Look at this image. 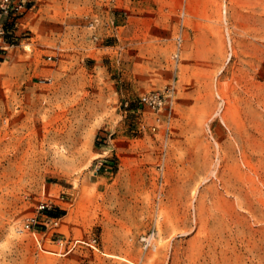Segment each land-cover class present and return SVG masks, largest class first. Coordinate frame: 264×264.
<instances>
[{
  "label": "rangeland",
  "instance_id": "374dc122",
  "mask_svg": "<svg viewBox=\"0 0 264 264\" xmlns=\"http://www.w3.org/2000/svg\"><path fill=\"white\" fill-rule=\"evenodd\" d=\"M7 23L0 264H264V0H29Z\"/></svg>",
  "mask_w": 264,
  "mask_h": 264
},
{
  "label": "built area",
  "instance_id": "2783aa9c",
  "mask_svg": "<svg viewBox=\"0 0 264 264\" xmlns=\"http://www.w3.org/2000/svg\"><path fill=\"white\" fill-rule=\"evenodd\" d=\"M29 0H0V61L9 47L14 45L6 39L8 33H12V29L4 25V22L17 20L18 17L27 9ZM173 88L171 86L164 87L151 95L145 97L147 105L153 109L161 110L167 107L172 101ZM159 119V118H158ZM155 129V126L153 127ZM54 208V203L51 200H41L37 205V212L30 215L24 223V227L33 233L38 232V227L41 223L46 226L50 221L53 226L58 225L60 217L50 216L48 212Z\"/></svg>",
  "mask_w": 264,
  "mask_h": 264
},
{
  "label": "trees",
  "instance_id": "16d2710c",
  "mask_svg": "<svg viewBox=\"0 0 264 264\" xmlns=\"http://www.w3.org/2000/svg\"><path fill=\"white\" fill-rule=\"evenodd\" d=\"M4 25L6 26V27H8V28H11L10 27V24H8L6 21L4 22ZM9 34H11V33H8L7 35H6V39L7 40H9V41H11V42H13V40H11L10 39V35ZM53 214H58L60 211H57V209L55 210H53V211H51Z\"/></svg>",
  "mask_w": 264,
  "mask_h": 264
},
{
  "label": "bare ground",
  "instance_id": "6f19581e",
  "mask_svg": "<svg viewBox=\"0 0 264 264\" xmlns=\"http://www.w3.org/2000/svg\"><path fill=\"white\" fill-rule=\"evenodd\" d=\"M226 23H227V21H226ZM151 238V237H150Z\"/></svg>",
  "mask_w": 264,
  "mask_h": 264
}]
</instances>
